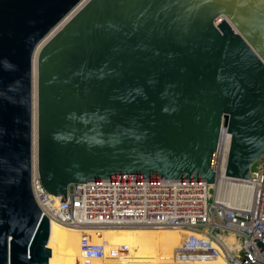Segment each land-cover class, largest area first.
<instances>
[{
	"label": "water",
	"instance_id": "1",
	"mask_svg": "<svg viewBox=\"0 0 264 264\" xmlns=\"http://www.w3.org/2000/svg\"><path fill=\"white\" fill-rule=\"evenodd\" d=\"M81 0H0V264H48L32 188V63ZM224 15L226 18L217 22ZM36 169L91 178H250L264 153V0H88L38 57ZM264 249L262 240L257 242Z\"/></svg>",
	"mask_w": 264,
	"mask_h": 264
},
{
	"label": "built area",
	"instance_id": "2",
	"mask_svg": "<svg viewBox=\"0 0 264 264\" xmlns=\"http://www.w3.org/2000/svg\"><path fill=\"white\" fill-rule=\"evenodd\" d=\"M230 140L222 127L214 183L205 178H91L71 184L63 199L46 191L33 166V193L51 221L88 231L80 240L81 251L103 264H129L105 263L111 246L103 233L114 226L185 231L172 255L177 261L211 260L223 253L226 264H264V249L257 244L264 242V153L250 178L227 176ZM226 233L236 238V248ZM128 250L121 244L110 253L119 257Z\"/></svg>",
	"mask_w": 264,
	"mask_h": 264
},
{
	"label": "bare ground",
	"instance_id": "3",
	"mask_svg": "<svg viewBox=\"0 0 264 264\" xmlns=\"http://www.w3.org/2000/svg\"><path fill=\"white\" fill-rule=\"evenodd\" d=\"M81 0L70 12L49 32L37 45L33 54L32 63V146L33 163L36 167L38 147V57L45 43L87 2ZM226 18L221 15L220 18ZM219 168V167H218ZM88 231L82 227H70L66 224L50 220V234L46 247L51 248L48 264H103L94 259H87L80 248V240ZM109 246L128 244L129 250L115 256L110 253L109 247L105 263L120 261L129 264H226V258L220 253L218 258L211 260L177 261L172 259L174 249L182 242L186 232L179 229L164 227L155 228L148 226H114L104 231ZM98 237L96 236V239ZM232 248H236V238H228Z\"/></svg>",
	"mask_w": 264,
	"mask_h": 264
},
{
	"label": "rangeland",
	"instance_id": "4",
	"mask_svg": "<svg viewBox=\"0 0 264 264\" xmlns=\"http://www.w3.org/2000/svg\"><path fill=\"white\" fill-rule=\"evenodd\" d=\"M222 18H220L219 20H221ZM227 237H229V236H232V234H230V233H226L225 234Z\"/></svg>",
	"mask_w": 264,
	"mask_h": 264
}]
</instances>
